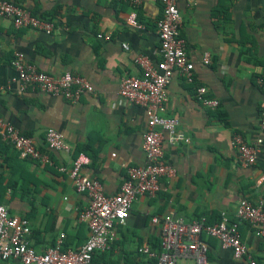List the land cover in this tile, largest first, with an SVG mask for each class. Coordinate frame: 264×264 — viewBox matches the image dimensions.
I'll return each mask as SVG.
<instances>
[{"label":"crops","instance_id":"crops-1","mask_svg":"<svg viewBox=\"0 0 264 264\" xmlns=\"http://www.w3.org/2000/svg\"><path fill=\"white\" fill-rule=\"evenodd\" d=\"M32 15L50 20L51 35L19 28L0 19V117L49 156L51 164L22 159L8 143L0 140V205L10 215L28 220L30 245L37 253L52 247L61 235L64 249L78 250L89 230L78 221L90 202L77 193L72 180L60 166L70 167L78 152L90 158L83 170L99 181L108 196L115 195L129 168L144 164L143 136L147 118L141 106L118 97L120 80L139 77L133 59L138 54L153 62L160 60L156 23L162 6L142 1L136 9L140 29L131 28L126 18L132 11L119 0H12ZM180 37L194 67V80L187 83L175 75L168 86L165 118H176V130L189 140L169 142L163 134L166 162L175 176L160 179L155 196H141L132 206L125 225H117L110 250L99 253L106 264H153L138 253L140 247L159 250L160 226L152 217L172 215L192 222L205 216L210 222L222 213L230 220L240 200L264 197V130L260 112L264 105V0H178ZM110 36L109 41L97 35ZM124 45L128 47L124 49ZM52 76L66 72L88 80L93 94L77 103L60 96L27 88L21 91L11 66L14 53ZM208 53L210 64L203 55ZM219 101L215 111L203 108L195 98L197 87ZM53 128L72 148L71 155L49 149L45 131ZM239 133L249 145H259L255 165L243 167L231 145ZM218 218V220H219ZM217 220V221H218ZM216 221V222H217ZM243 243L255 264H264V241L246 222H238ZM209 249L208 264H249L248 257L236 259L230 249L201 236ZM193 264L177 260L176 264ZM0 264H21L17 260Z\"/></svg>","mask_w":264,"mask_h":264},{"label":"built area","instance_id":"built-area-1","mask_svg":"<svg viewBox=\"0 0 264 264\" xmlns=\"http://www.w3.org/2000/svg\"><path fill=\"white\" fill-rule=\"evenodd\" d=\"M119 1L128 2L133 8L126 18V24L140 29L142 26L136 9L144 0ZM151 1L162 6L161 17L156 23L161 58L153 62L146 55H136L133 62L140 68L141 75L123 77L118 87V97L122 101L141 106L145 111L147 129L142 142L144 164L129 168L119 191L112 196L105 194L99 181L84 174V168L90 164V158L85 153H78L72 158L68 169L64 166L58 168V171L66 173L72 180L77 193L86 194L90 199L88 207L78 216V221L87 226L89 237L76 251L63 248L61 235L52 247L43 253H37L29 242L31 229L28 220L10 215L8 208L0 205V261L17 260L21 264H106L93 263V254L110 250L116 239L115 227L125 225L133 203L139 197L155 196L161 190L160 179L164 176H175V169L164 158L163 134H167L171 143H188L189 140L177 132L176 118H165L162 114L168 102L167 90L172 78L178 75L187 83H192L194 67L186 54V42L179 34L181 18L178 0ZM0 19L10 21L15 29L26 28L46 35H51L55 30L52 21L32 15L29 10L12 0H0ZM97 38L110 40V36L103 34H98ZM123 47L128 49L126 45ZM202 61L205 65L210 64L208 53L203 55ZM11 66L21 91L27 88L37 89L46 94L60 96L71 103H77L84 94L94 93L93 86L85 78L70 72L60 76L47 74L26 61L21 52L14 53ZM257 83L264 89L263 78L259 77ZM195 98L207 110L215 111L219 106L218 100L206 96L205 87L196 88ZM260 127L264 130V105L260 112ZM0 140L10 144L22 159L51 164L49 156L42 153L31 138L23 135L1 117ZM44 140L53 151L65 155L73 152L64 136L53 128L45 131ZM261 143L260 139L255 145H249L241 134L235 133L232 136L231 145L236 150L237 161L241 166L255 165ZM263 181L264 177L258 178L257 186ZM234 217L235 220H230L222 213L217 222L208 223L205 216L192 222L169 214L154 216L151 222L160 226V251L140 247L138 253L154 262L153 264H176L177 260L208 264L209 247L201 238L204 234L217 240L222 249H230L234 258L248 257L249 264H255L248 247L241 240L238 222H246L264 241V197L255 202L240 200ZM115 264L126 263L121 261Z\"/></svg>","mask_w":264,"mask_h":264},{"label":"trees","instance_id":"trees-1","mask_svg":"<svg viewBox=\"0 0 264 264\" xmlns=\"http://www.w3.org/2000/svg\"><path fill=\"white\" fill-rule=\"evenodd\" d=\"M80 153V152H78ZM219 218V217H218ZM218 218L215 220V222L218 220ZM208 223H213V222H210L208 220ZM160 251V243H159V250H157V252ZM99 262H102V263H105L103 259H101V256L99 255V253H94L93 254V263H99ZM147 264H150V263H147Z\"/></svg>","mask_w":264,"mask_h":264},{"label":"rangeland","instance_id":"rangeland-1","mask_svg":"<svg viewBox=\"0 0 264 264\" xmlns=\"http://www.w3.org/2000/svg\"><path fill=\"white\" fill-rule=\"evenodd\" d=\"M179 264V262H177Z\"/></svg>","mask_w":264,"mask_h":264}]
</instances>
